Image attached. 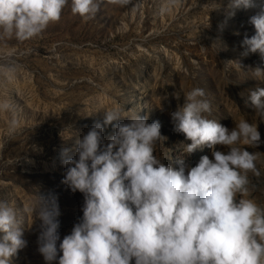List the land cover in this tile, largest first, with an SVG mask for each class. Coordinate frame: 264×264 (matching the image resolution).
Here are the masks:
<instances>
[{
  "label": "rangeland",
  "instance_id": "obj_1",
  "mask_svg": "<svg viewBox=\"0 0 264 264\" xmlns=\"http://www.w3.org/2000/svg\"><path fill=\"white\" fill-rule=\"evenodd\" d=\"M227 2L129 0L119 5L103 0L95 18L85 20L73 14L69 0L61 19L38 36L24 41L0 36V102L10 105L0 111V197L20 210L28 241L11 264H45L35 225L27 229L33 217L23 213L38 191L58 196L61 240L82 217L83 194L62 183L60 153L102 121L104 109L121 106L124 115L139 112L149 122L158 120L167 139L157 144L155 154L174 168L183 160L186 172L201 157L212 158L213 151L205 146L186 153L190 141L174 131L171 113L195 87L205 90L210 118L231 129L233 119L243 116L257 122L264 140V120L254 117L250 101V91L264 87V79L252 73L264 70V58L259 52L242 57L240 46L245 34H255L249 18L264 10V0L237 10L221 32ZM217 37L227 51L213 45ZM234 60H240L241 69ZM112 133L108 126L104 135ZM248 150L264 152V144ZM259 167L264 173V163ZM253 182L257 186L250 197L264 206V181Z\"/></svg>",
  "mask_w": 264,
  "mask_h": 264
},
{
  "label": "clouds",
  "instance_id": "obj_2",
  "mask_svg": "<svg viewBox=\"0 0 264 264\" xmlns=\"http://www.w3.org/2000/svg\"><path fill=\"white\" fill-rule=\"evenodd\" d=\"M128 2L111 0L119 5ZM68 3L0 0V36L34 38L61 19ZM102 3L71 0V11L93 19ZM255 6V0H228L219 30L237 10ZM249 23L255 34H245L241 56L259 52L264 58V10ZM213 45L228 50L220 37ZM234 61L241 69L240 60ZM252 73L255 79H264L261 68ZM184 98L183 106L171 113L174 131L190 141L184 151L213 149L212 158L201 157L187 172L183 160L174 168L155 154L157 144L167 139L161 123L149 122L139 112L124 115L127 110L121 106L104 109L102 121L77 136L72 147L61 149L62 183L83 194V215L61 240V212L54 192L38 191L23 209L33 217L27 229L35 225L45 264H264V206L250 197L257 186L253 181H264L259 167L264 152L248 150L264 144L258 124L242 116L233 119L230 129L210 118L212 107L202 88H193ZM250 101L254 117L264 120V87L250 91ZM9 108L6 101L0 102V111ZM12 123L15 126L16 121ZM108 126L113 133L105 137ZM217 145L227 151L215 150ZM25 230L20 210L0 197V264H11L12 257L28 246Z\"/></svg>",
  "mask_w": 264,
  "mask_h": 264
}]
</instances>
